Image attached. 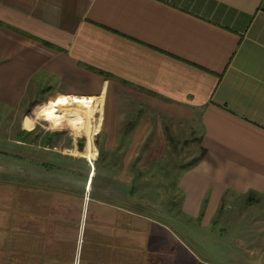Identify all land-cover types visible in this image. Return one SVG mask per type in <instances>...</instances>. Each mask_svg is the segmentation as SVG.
Masks as SVG:
<instances>
[{"label": "crops", "instance_id": "crops-1", "mask_svg": "<svg viewBox=\"0 0 264 264\" xmlns=\"http://www.w3.org/2000/svg\"><path fill=\"white\" fill-rule=\"evenodd\" d=\"M0 103L100 108L111 146L133 129L141 143V126L119 129L150 106L197 121L202 156L179 186L182 213L206 225L225 193L264 195V0H0ZM111 173L95 185L91 165L84 184L46 169L6 185L0 264H193L175 254L167 206L134 207Z\"/></svg>", "mask_w": 264, "mask_h": 264}, {"label": "rangeland", "instance_id": "rangeland-1", "mask_svg": "<svg viewBox=\"0 0 264 264\" xmlns=\"http://www.w3.org/2000/svg\"><path fill=\"white\" fill-rule=\"evenodd\" d=\"M45 104L35 112L18 113L5 112L0 103V204L5 186L20 184L28 174L36 177L40 170H62L64 180L67 176L84 184L91 165L97 171L95 185L103 174L113 176V171L115 179L132 188L128 199L134 207L152 212L167 206L174 218L169 228L175 254L189 252L193 264H264V195L253 194L256 202L249 205L248 194L227 193L206 225L182 213L185 194L180 177L201 152L197 121L185 123L150 106L121 122L119 129L122 136L141 126V143L137 144L138 138L133 140L136 144H129L131 131L136 130L130 129L123 143L111 146L105 143L100 108L47 113ZM70 115L77 117L72 128L67 123L73 119ZM128 153L135 155L127 161Z\"/></svg>", "mask_w": 264, "mask_h": 264}, {"label": "trees", "instance_id": "trees-1", "mask_svg": "<svg viewBox=\"0 0 264 264\" xmlns=\"http://www.w3.org/2000/svg\"><path fill=\"white\" fill-rule=\"evenodd\" d=\"M201 156H202V154H201ZM201 156H199V157H201ZM197 162H198V158H196V159H194L192 162H190L189 165H188V167L193 166V165L196 164ZM226 194H227V193L224 194L223 199H222V202L224 201ZM253 194H255V193H252V192H251V193H248V195H247L246 203L249 204V205H252L254 202H256V201H255L256 199L254 198ZM205 204H206V201H205ZM205 204H204V205H205ZM203 214H204V209H203L202 212H201V217H202Z\"/></svg>", "mask_w": 264, "mask_h": 264}, {"label": "built area", "instance_id": "built-area-1", "mask_svg": "<svg viewBox=\"0 0 264 264\" xmlns=\"http://www.w3.org/2000/svg\"><path fill=\"white\" fill-rule=\"evenodd\" d=\"M89 197V196H88Z\"/></svg>", "mask_w": 264, "mask_h": 264}]
</instances>
